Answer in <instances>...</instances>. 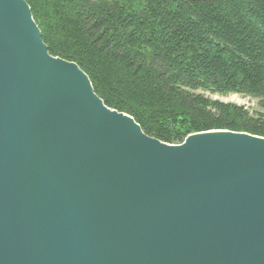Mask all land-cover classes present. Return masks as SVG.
<instances>
[{"label": "water", "instance_id": "95a60500", "mask_svg": "<svg viewBox=\"0 0 264 264\" xmlns=\"http://www.w3.org/2000/svg\"><path fill=\"white\" fill-rule=\"evenodd\" d=\"M0 264H264V138L147 136L0 0Z\"/></svg>", "mask_w": 264, "mask_h": 264}, {"label": "trees", "instance_id": "16d2710c", "mask_svg": "<svg viewBox=\"0 0 264 264\" xmlns=\"http://www.w3.org/2000/svg\"><path fill=\"white\" fill-rule=\"evenodd\" d=\"M24 1L50 55L78 65L147 136L264 138V0ZM203 93L249 97L259 111Z\"/></svg>", "mask_w": 264, "mask_h": 264}, {"label": "rangeland", "instance_id": "374dc122", "mask_svg": "<svg viewBox=\"0 0 264 264\" xmlns=\"http://www.w3.org/2000/svg\"><path fill=\"white\" fill-rule=\"evenodd\" d=\"M203 94H205L207 97H209L212 100H219L223 103H233L238 106L245 107L251 113H255L256 111H259L258 101L255 99L249 98V97H243L240 95L220 96V95H214L211 93H203ZM196 134H200V133H196ZM196 134H191L189 136L196 135Z\"/></svg>", "mask_w": 264, "mask_h": 264}, {"label": "bare ground", "instance_id": "6f19581e", "mask_svg": "<svg viewBox=\"0 0 264 264\" xmlns=\"http://www.w3.org/2000/svg\"><path fill=\"white\" fill-rule=\"evenodd\" d=\"M219 131H224V130H219Z\"/></svg>", "mask_w": 264, "mask_h": 264}]
</instances>
